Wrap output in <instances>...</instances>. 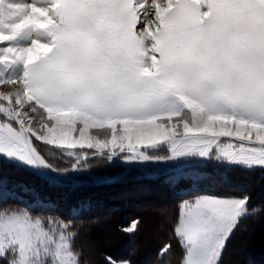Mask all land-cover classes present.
<instances>
[{"label":"snow or ice","instance_id":"obj_1","mask_svg":"<svg viewBox=\"0 0 264 264\" xmlns=\"http://www.w3.org/2000/svg\"><path fill=\"white\" fill-rule=\"evenodd\" d=\"M0 45V85H19L0 91V160L67 174L35 138L75 157L72 171L88 155L77 148L264 167V0H0ZM3 192L0 176V264H83L71 220ZM248 201L183 200L173 229L182 264H220L240 220L259 211Z\"/></svg>","mask_w":264,"mask_h":264},{"label":"rangeland","instance_id":"obj_2","mask_svg":"<svg viewBox=\"0 0 264 264\" xmlns=\"http://www.w3.org/2000/svg\"><path fill=\"white\" fill-rule=\"evenodd\" d=\"M17 87L19 85H0V91L9 92ZM175 122L174 118L173 123L175 124ZM177 130L182 134V125ZM78 135V132L73 133V136ZM88 135L104 139L107 133L105 130L90 129ZM252 135L254 138L256 134L253 133ZM33 141L42 153L48 155L53 163L59 167L68 168L69 171L65 174L66 176H57L54 179H50L46 175L35 173L31 169L17 163L9 162L7 159L0 160V176H2L4 183V202H15L21 197L24 203H30L34 200L49 202V207L45 208L44 211L54 212L64 219L73 222V230L78 233L75 246L83 250V264H104L102 253H110L120 244L122 246L120 248L124 250L126 248L128 252L132 244L129 243L126 235L124 237V234L128 232L126 230L131 228L134 222H136L135 229L140 228V231L145 225L150 228L147 235H143L145 238L141 241L139 239L140 246H148L151 242L158 241L161 221H164V218L158 219L154 215L150 216L148 214L149 211L156 212L164 208L169 210L171 203L165 204L164 206L161 205L160 207L157 206V200L159 198H166V193L180 195L183 200L192 199L196 195H212L217 197H240L246 195L249 198V209L256 208L262 211L263 209L260 206L264 208V177L253 179L255 175L258 176L257 173L259 171L264 172V167L251 168L252 171H256L251 176L250 174H242L239 171H235V169H243L242 167L230 166L213 159L171 171H166L167 169L165 170L163 167L158 171L150 173L143 170L140 165L135 166L136 162H125L122 160L120 156L125 155L123 153L109 160L106 150L104 154H101L95 149L77 148L74 150L76 153L85 152L88 155L80 161L81 168L78 171H72L71 164L75 162V157H69L59 152H49L51 146L35 141V138H33ZM222 141H232L237 145L241 143L231 139H222ZM155 154L167 155V148L162 147ZM195 159L197 158L182 159L180 162L163 163L169 164L172 167H181ZM129 167L131 168L125 173ZM120 174L123 175L116 180L106 182L108 179ZM143 177L150 179L145 182H138L142 181L144 179ZM152 180H157L158 183L162 182L166 185L161 188L166 193L164 191L155 192L157 189L159 191V188L155 186ZM114 181L124 183L123 185L125 186H119L117 189L108 188L102 191L96 187L94 188V186H103ZM134 182L138 183L132 186ZM91 189H97V192H93L97 193L98 196H102L103 198L101 199L104 201L109 200L113 204L114 208L112 211L114 210L116 212L127 204V208L132 214H122V220L121 214L115 215L116 217L120 215V221H116L120 225L113 219L111 220L112 225L108 221L102 224L95 223V225L91 222V225H89V220H94L89 218L73 220L78 215L84 214L85 212L83 211L89 210V207L92 206V201L95 197H91L88 194V191L90 192ZM143 195L150 197L154 195V197L148 200L147 198H141ZM99 203L97 204L99 205ZM107 209H100L103 213L99 217L107 216L108 213H104ZM113 214L115 213L113 212ZM138 217L141 219H138ZM244 222V228L246 230L245 240L238 243L240 239L238 238L237 241H234L232 244V252H230L226 264H264L257 258L255 262L250 260L252 256L251 249L255 248L257 250L258 248H264L263 239L260 241L263 243H260L252 241L254 237L253 239L251 238L252 235L258 238L264 236V212L261 215L257 212L256 214L246 216ZM115 224H117L116 230L114 229ZM140 231L136 233V236L139 238L142 235ZM248 236H251L250 242L247 240ZM136 245L138 246V244ZM127 252L126 254H122V256L119 255L120 258H116V264H120L121 261H128L129 264H135L127 258Z\"/></svg>","mask_w":264,"mask_h":264},{"label":"trees","instance_id":"obj_3","mask_svg":"<svg viewBox=\"0 0 264 264\" xmlns=\"http://www.w3.org/2000/svg\"><path fill=\"white\" fill-rule=\"evenodd\" d=\"M235 171L236 172L239 171L242 174H250L251 176H252V174H255V172H256V171L254 172V170L252 171V169H246V168L235 169ZM257 174H258V176L255 175L253 177V179L254 178L257 179L258 177H264V172L259 171ZM143 178L144 179L142 181H138V182H145L146 180L150 179V178H146V177H143ZM250 178H252V177H250ZM152 181H154L155 186H158V188H159V191L157 189L156 191L154 190L155 192L164 191L161 188L165 187L166 185H164L162 182L158 183L157 180H152ZM138 182H134L132 186H134ZM123 184L124 183H121V182L117 183V181H114L110 184H106L103 186H98V185L94 186V188L96 187L98 190L100 189V191H102L104 189H108V188L117 189V187H119V186H125ZM97 189L96 190L91 189L90 192L88 191V194H90L91 197H95V199H93V201H92L93 207L90 206L89 210L83 211V212H85L84 214L78 215L77 217L73 218V220H78V219L84 220V219L89 218V219H94L92 221L89 220V223H88L89 225H91V222L93 225H95V223L102 224V223L107 222V221L112 225V222H111L112 219L115 220V222L117 220H118V222L120 221V215H119V217H116L115 215L121 214V220H122L124 214L129 215L131 213L127 208L128 207L127 204L124 205V207H121L120 210H118L116 212L114 210L112 211V209L114 208L113 204L109 200L104 201L103 199H101V198H103L102 196H98L97 193L93 192V191L97 192ZM83 190H85V189H83ZM138 190H140V189H138ZM151 196L152 197H150L148 195L147 196L143 195L141 198H143V199L147 198L148 200H151L154 195H151ZM165 196H166V198H163V199L159 198L157 200L158 201L157 206L160 207L161 205L164 206L165 204L171 203L169 206V210H166L167 208H164V209H160L156 212L149 211V214H148V215H150V213L153 212L154 214L157 215L158 219H161L162 217L164 218V221H161L162 222L161 223V230L159 233V238L157 239L158 241L151 242V244H152L151 249H148V246H150L151 244H149L148 246L142 247L139 245V242H138L139 239H140V241L142 239H144L145 237H143V235H147V232L150 230V228L144 224L145 226L143 227V229L141 231H140V228H137L132 232H125L126 234L123 233L124 237L126 235L127 240L129 241L130 244H132L131 248L128 250V252H127L126 248H125V250L120 248V247H122L120 244V245L116 246L115 247L116 249L114 248V250L112 252L107 253V254L102 253V259H103L104 264H109L108 258H111L112 261L116 262V258H120L119 255L122 256V254H126V252H127V255H126L127 258L132 260L133 263H135V264L136 263L137 264H182L184 249H183L179 239L174 235L173 229H174V226H175L177 219H178L179 206H180L183 198H181L180 195H176L174 193H169V194L166 193ZM253 197H256V196H253ZM98 202H100L99 205L97 204ZM260 207L263 210L258 211L259 215H261L262 212H264V208L262 206H260ZM103 208L104 209L108 208L106 211H104V213H108V214H107V216L99 217L103 213V211H101L100 209H103ZM113 212L115 214H113ZM159 213H160V216H159ZM139 217H138V219H141ZM244 218L240 220L238 226L235 228V230L232 232L230 238L227 240V244H226V247L223 251V255H222V258L220 260V264H226V262L228 261L229 254H230V252H232V244L234 243V241H237L238 238H240L238 240V243L245 240L244 236H245L246 230L244 228V223H245ZM118 222H116V223L119 224ZM117 224L114 225L115 230L117 228ZM139 231L142 234L140 236V238L136 236V233ZM120 232H122V231H120ZM154 233H156V232L154 231ZM263 233H264V231H263ZM250 237L251 236H248V238H247L248 242H250L251 238L253 239V237H254V239L252 241H254V242H256V241L260 242L262 239L264 242V236H260L258 238V237H255L252 235V237L251 238ZM263 242H260V243H263ZM156 243H158V244L156 245ZM135 244H138V246L137 245L135 246ZM165 244L170 245V250L165 255L161 256L159 254L160 249L163 248ZM154 249H156V250H154ZM247 250H250V249H247ZM101 252H103V251H101ZM251 255L252 256L250 257L251 258L250 260H253L255 262V260L257 258L261 262L264 263V248H258L257 250L255 248H253ZM138 259H139V261H137ZM140 259H142V261H140Z\"/></svg>","mask_w":264,"mask_h":264},{"label":"water","instance_id":"obj_4","mask_svg":"<svg viewBox=\"0 0 264 264\" xmlns=\"http://www.w3.org/2000/svg\"><path fill=\"white\" fill-rule=\"evenodd\" d=\"M221 140L222 139H231V140H233V141H238V142H240L237 138H235V137H221L220 138ZM245 143H248V142H245ZM203 161H205V160H200L199 158H197V159H195V160H193V161H191V162H188V163H186V164H184V165H182L181 167H172V166H170L169 164H166V163H163L162 162V164H163V167H165V165H166V171H171V170H175V169H178V168H182V167H185V166H189V165H194V164H199V163H202ZM142 163H136L135 164V166H138V165H141ZM132 166H134V165H132ZM131 167H129L128 169H127V171H125V173L126 172H128L129 171V169H130ZM124 173V174H125ZM149 174V173H148ZM121 175H123V174H120V175H118V176H115V177H112V178H110V179H108L106 182H111V181H113V180H116L117 178H119ZM61 176H66V175H61Z\"/></svg>","mask_w":264,"mask_h":264},{"label":"bare ground","instance_id":"obj_5","mask_svg":"<svg viewBox=\"0 0 264 264\" xmlns=\"http://www.w3.org/2000/svg\"><path fill=\"white\" fill-rule=\"evenodd\" d=\"M140 167L145 170L146 172H154V171H158L159 169H162L163 168V164L162 162L161 163H142L140 165ZM164 169H166L164 167ZM128 183V182H127ZM153 184V183H152ZM111 187V186H110ZM135 189V188H134ZM132 197V196H131ZM154 197V196H153ZM138 198V197H137ZM131 200V199H130ZM120 202V201H119ZM138 202V201H137ZM129 212V211H128ZM154 215V217L157 218V215L154 214L153 212L150 213V216ZM105 232V231H104ZM112 246V245H111ZM152 247V244L150 246H148V249H151ZM252 250V249H251ZM258 263V262H257Z\"/></svg>","mask_w":264,"mask_h":264},{"label":"crops","instance_id":"obj_6","mask_svg":"<svg viewBox=\"0 0 264 264\" xmlns=\"http://www.w3.org/2000/svg\"><path fill=\"white\" fill-rule=\"evenodd\" d=\"M178 215H179V212H178ZM183 247V246H182ZM184 249V248H183ZM184 255H185V250H184V254H183V259H184ZM182 262H183V260H182Z\"/></svg>","mask_w":264,"mask_h":264}]
</instances>
